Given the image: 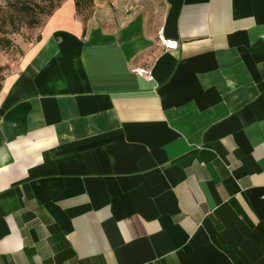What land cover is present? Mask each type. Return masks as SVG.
<instances>
[{"label":"crops","instance_id":"obj_1","mask_svg":"<svg viewBox=\"0 0 264 264\" xmlns=\"http://www.w3.org/2000/svg\"><path fill=\"white\" fill-rule=\"evenodd\" d=\"M18 66L0 264H264V0H64Z\"/></svg>","mask_w":264,"mask_h":264},{"label":"rangeland","instance_id":"obj_2","mask_svg":"<svg viewBox=\"0 0 264 264\" xmlns=\"http://www.w3.org/2000/svg\"><path fill=\"white\" fill-rule=\"evenodd\" d=\"M57 0H0V38L7 39L9 45L0 46V79L2 83L14 74L24 52L39 39L41 27L47 20L48 8ZM23 7V15L15 12ZM81 12L85 23L89 9Z\"/></svg>","mask_w":264,"mask_h":264},{"label":"trees","instance_id":"obj_3","mask_svg":"<svg viewBox=\"0 0 264 264\" xmlns=\"http://www.w3.org/2000/svg\"><path fill=\"white\" fill-rule=\"evenodd\" d=\"M64 0H57V4L54 5V6H50L48 8V11L46 13V16H47V20L49 17H51V15L61 6V4L63 3ZM74 1V5H75V10H76V14L79 15L81 14V12L85 11L88 7H90V11H89V14H88V18L90 17L91 15V11H92V6H93V0H73ZM23 7H21L20 9H17L15 12H17L18 14L20 15H23ZM80 18V17H79ZM87 18V20H88ZM46 20V21H47ZM86 20V21H87ZM45 24V23H44ZM44 26V25H43ZM42 26V27H43ZM41 27V28H42ZM10 43L7 39H4V38H0V46H8ZM2 79H0V92H1V89H2Z\"/></svg>","mask_w":264,"mask_h":264},{"label":"built area","instance_id":"obj_4","mask_svg":"<svg viewBox=\"0 0 264 264\" xmlns=\"http://www.w3.org/2000/svg\"><path fill=\"white\" fill-rule=\"evenodd\" d=\"M131 9V8H130ZM157 43L165 50V51H174L178 48V43L173 40L166 39L163 36L162 30H159L157 33ZM132 74L142 77L148 82L153 81V75L150 69L147 67H137L131 69Z\"/></svg>","mask_w":264,"mask_h":264}]
</instances>
